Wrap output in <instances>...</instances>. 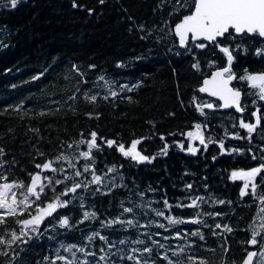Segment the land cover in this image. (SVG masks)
<instances>
[{
  "label": "trees",
  "instance_id": "16d2710c",
  "mask_svg": "<svg viewBox=\"0 0 264 264\" xmlns=\"http://www.w3.org/2000/svg\"><path fill=\"white\" fill-rule=\"evenodd\" d=\"M194 4L18 0L12 8L0 0V185L27 186L37 172L53 180L38 201L30 197L34 203L6 217L0 237L19 235L17 221L55 198L67 202L36 232L28 226L21 240L0 244V264H242L249 249L263 250L264 170L246 195L232 173L264 164V102L240 79L246 71L264 72V55H256L264 38L233 33L204 48L193 41L181 47L174 26ZM221 46L232 50L243 112L199 91L213 70L227 66ZM209 103L214 107H204ZM257 111L261 121L248 133L240 121L255 124ZM196 125L205 145L188 153L187 134ZM92 132L98 147L85 158ZM134 141L149 160L118 150ZM49 160L57 172L35 167ZM15 189L22 200L26 189ZM85 212L95 215L85 220ZM64 218L68 226H61ZM253 231L256 247L249 244Z\"/></svg>",
  "mask_w": 264,
  "mask_h": 264
},
{
  "label": "snow or ice",
  "instance_id": "6c2138e0",
  "mask_svg": "<svg viewBox=\"0 0 264 264\" xmlns=\"http://www.w3.org/2000/svg\"><path fill=\"white\" fill-rule=\"evenodd\" d=\"M17 3L18 0H10V5L12 8H15L17 6ZM101 3H103V0H101ZM73 6H76L75 3L73 4ZM175 32L179 36L180 45L184 47H187L189 37H191V40L193 42L197 40H205L213 43H218L217 38L224 37L226 34L229 37L234 38L233 33L237 35L250 34L264 38V0H195L194 11L189 15H185L182 18L181 22L175 25ZM196 46L198 48H204L207 45L204 43H199ZM220 51L226 54L227 66L220 70H217L210 79L204 80V86L201 87L199 91L208 92L212 96L219 97L221 100L224 101V107L234 106L237 111L243 112L245 109L241 106L240 103L241 92L239 90L229 87L230 82L234 79H237L236 75L232 72V63L234 60L232 50L229 47L221 46ZM256 55H264V48L257 49ZM194 67H199V65H194ZM101 79H103V77H101ZM240 79L250 81L251 87L253 89H258V92L256 94L259 96V99L264 100V73L253 74L247 73L246 71L245 75L241 76ZM112 95L114 96L116 95V93H112ZM92 99L95 100V97H92ZM197 107L201 108L200 105H197ZM204 107L213 108L214 105L209 103L207 105H204ZM201 111H203L202 108ZM252 115L256 117L255 124L245 123L243 119H241L240 121V127L246 129L248 133H252L253 131H255L256 125H258L261 121V117L258 114V111L254 112ZM200 129L201 125H196V131L189 132L188 136L199 140L201 144H204L205 139ZM96 137L97 134L95 132H92L91 140L87 142L89 151H85L82 153L85 158H90V150L98 147L96 144ZM139 143L140 141H134L129 150H125L124 145L121 144L118 146V150L125 156H130L134 160H138L141 162L149 160V157L141 155V153L136 150L137 144ZM107 144L109 147H111L115 144V141H107ZM220 147L223 148V143L220 144ZM188 151L195 153L197 149L189 148ZM57 159H61V157H58ZM52 165L53 161L49 160L43 164H36L35 167L37 169L57 172L58 169L54 168ZM262 170H264V164H262L260 167L252 168L249 171L242 170L239 172H233L232 178H240L248 181H254V178L258 174H260ZM84 171H89V167L87 165L84 167ZM81 174L82 173L79 171L75 173L76 176H80ZM29 176L30 184L27 186H25L23 183H5L3 185H0V209L6 210L4 215H0V225L6 223L7 216H16L17 209L20 207L21 204L25 205V207L27 208L28 206H30L31 203H34L35 201H31L30 197H35V200L38 201L41 197V194L44 193V188L53 183V180L51 178L42 177L40 172L34 174L30 173ZM3 179L7 178L3 177ZM44 180H47V185H45ZM93 180L94 182L99 183L101 181V177L94 175ZM62 182L63 181L60 180L54 181V183L56 184ZM16 187L26 189L25 192L22 193V200H17L15 194H13L11 197H9L8 195V193ZM79 187H81V184L77 183L73 187L66 189L62 193V195H67L69 192L74 193ZM188 187H191V185H189ZM248 188L249 184L246 183L244 185V189L246 190ZM252 190L253 192H255L254 183L252 185ZM246 194V191H242L241 193V195ZM220 203H223V201H220ZM66 204L67 202L60 201L57 197L55 198V202L48 203L46 208H39L38 214L33 216L31 219L17 221V223L23 225L20 234L18 235L15 231H12L10 233L11 240L6 241L4 238L0 237V244L7 243L8 245H11L13 242L21 240V237L26 235L25 229H27L28 226H32V231L36 232L37 226L40 225L45 216L51 215L54 211H56L58 207H64L66 206ZM188 206L195 207V201H193V203ZM125 211L130 212L132 210L125 209ZM94 215V213L85 212L84 219L87 220L89 216ZM157 215H163V213H157ZM216 215H219V213H217ZM118 222V220H114L109 221L108 223L112 224ZM170 222L176 224L182 223L183 221L172 219L170 220ZM128 223L131 224L132 222L128 221ZM68 225L69 220L67 218H64L61 221V226ZM160 227H164V225H160ZM217 227H220V225H217ZM225 230L229 232L231 231V229L227 227ZM196 234L197 233H193V235ZM96 235H98V233ZM257 235H259V233L253 231L252 238L249 241L252 245H256L258 243V240L256 239ZM91 239L92 237H89V240ZM100 239L106 240V238L103 236H101ZM22 242L26 243L27 241L25 240ZM68 251H71V248H69ZM79 251L83 252L84 249L81 248L79 249ZM145 251L150 252L151 249H145ZM3 254L7 255L6 252ZM256 255V252L248 253L247 261H245V264H251L252 258ZM260 255L261 260L259 264H264V253H261ZM103 258L104 257H101V259ZM58 259L63 260L65 258L58 257ZM128 259H133V257L129 256Z\"/></svg>",
  "mask_w": 264,
  "mask_h": 264
},
{
  "label": "rangeland",
  "instance_id": "374dc122",
  "mask_svg": "<svg viewBox=\"0 0 264 264\" xmlns=\"http://www.w3.org/2000/svg\"><path fill=\"white\" fill-rule=\"evenodd\" d=\"M10 1V0H9ZM248 82V81H247ZM251 84V83H250ZM258 92V89H253L252 90V95L255 93V95L259 98V96L256 94ZM260 100V99H259ZM261 101H263L264 102V100H261ZM255 120H256V118H255ZM196 131V129H194L192 132H195ZM200 131H201V133H202V135H203V132H202V130L200 129ZM204 136V135H203ZM187 138H188V140H187V146H186V148H185V150L188 152V153H193V152H190V151H188V149L189 148H195V149H197V151L199 150V149H201V147H203L204 145H205V143L204 144H201L200 143V141L199 140H196V139H194V138H192V137H189L188 136V134H187ZM231 138L233 139V143H236V141H234V139L236 140V139H239L238 138V136L236 135V134H234V135H231ZM231 140H229V142H230ZM137 146H138V144H137ZM131 148V146L128 148V149H126V150H129ZM136 150L138 151V147H136ZM196 151V152H197ZM239 171H242V170H238V171H236V172H239ZM243 171H249V170H243ZM256 178H257V176L254 178V181H248V180H245V179H240V178H237V179H240L241 180V183H242V185H243V191H248L249 189H252V185H253V183L255 184V182H256ZM246 183H248L249 184V188L248 189H244V185L246 184ZM3 185V184H2ZM13 194H15V196H16V198H17V194H16V189L15 188H13L9 193H8V195H9V197H11ZM17 200H18V198H17ZM22 205V207H23V204H21ZM41 208H44V207H41ZM5 211L6 210H4V209H0V214H4L5 213ZM38 214V211H37V213H36V215ZM256 239H257V237H256ZM258 240V239H257ZM251 246H253V247H256V245L258 246L259 245V242L256 244V245H252L251 243H249ZM260 245H259V248L258 249H256V248H252V249H249V251L250 250H256L257 251V255H256V257H255V259H254V264H259V262H260V260H261V253H263V251H264V248H263V250L262 249H260ZM262 248V247H261Z\"/></svg>",
  "mask_w": 264,
  "mask_h": 264
},
{
  "label": "water",
  "instance_id": "95a60500",
  "mask_svg": "<svg viewBox=\"0 0 264 264\" xmlns=\"http://www.w3.org/2000/svg\"><path fill=\"white\" fill-rule=\"evenodd\" d=\"M194 11V10H193ZM191 14V13H190ZM189 15V14H188ZM182 20V19H181ZM181 20L178 22V23H180L181 22ZM177 23V24H178ZM174 33H175V35L178 37V41H179V36L176 34V32H175V26H174ZM222 38V37H221ZM217 39H220V38H217ZM191 40V37H189V41ZM197 41H199V42H207V43H213V42H209V41H205V40H197ZM189 43V42H188ZM179 45H180V43H179ZM181 46V45H180ZM181 47H184V46H181ZM220 69H222V68H219V69H215V70H213L212 71V73L209 75V76H207L204 80H206V79H210L211 77H212V75L217 71V70H220ZM261 73H264V72H261ZM253 74H256V73H253ZM204 80H203V82H202V85L200 86V88L201 87H203L204 86ZM233 81V80H232ZM232 81L230 82V84H229V87H231V88H233V89H235L233 86H232ZM251 83V82H250ZM199 88V89H200ZM237 90V89H236ZM240 91V90H239ZM201 92V91H200ZM241 92V91H240ZM202 94H204V95H207V96H209V97H211V98H213V99H216V100H218L219 102H221V105H222V108H224V109H230V108H235L234 106L233 107H224L223 105H224V101L223 100H221L219 97H217V96H212V95H210L208 92H201ZM241 97H242V92H241ZM250 252H256L257 253V251L256 250H250L248 253H250ZM248 253L246 254V256H245V258L243 259V262H242V264H245V261H247V257H248ZM256 257V256H255ZM255 257H253L252 258V261H251V264H254V259H255Z\"/></svg>",
  "mask_w": 264,
  "mask_h": 264
},
{
  "label": "flooded vegetation",
  "instance_id": "af4514ba",
  "mask_svg": "<svg viewBox=\"0 0 264 264\" xmlns=\"http://www.w3.org/2000/svg\"><path fill=\"white\" fill-rule=\"evenodd\" d=\"M175 34V33H174ZM176 36V35H175ZM177 37V36H176ZM177 39H178V37H177ZM190 41H192V40H190ZM190 41H189V43H190ZM179 42V41H178ZM195 42H199V41H195ZM199 43H203V42H199ZM256 73H261V72H256ZM236 75V74H235ZM236 77H237V79H239V77L236 75ZM237 79H234L233 81H232V86L235 88V89H237V90H240L241 92H242V97H243V89H239L238 87H236V83H237ZM242 84L241 85H247L246 86V88L244 87V89H251L252 87H251V84H250V81H248V83H247V80H242V82H241ZM242 97H241V99H242ZM241 101V100H240Z\"/></svg>",
  "mask_w": 264,
  "mask_h": 264
}]
</instances>
